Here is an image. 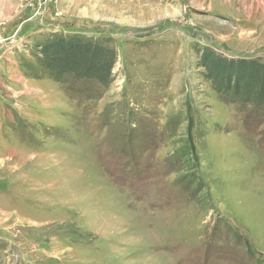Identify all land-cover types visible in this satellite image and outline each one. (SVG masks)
Returning a JSON list of instances; mask_svg holds the SVG:
<instances>
[{
	"label": "rangeland",
	"instance_id": "obj_1",
	"mask_svg": "<svg viewBox=\"0 0 264 264\" xmlns=\"http://www.w3.org/2000/svg\"><path fill=\"white\" fill-rule=\"evenodd\" d=\"M52 34L113 50L109 86L51 79ZM204 48L264 64V0H0V264H264V105Z\"/></svg>",
	"mask_w": 264,
	"mask_h": 264
},
{
	"label": "trees",
	"instance_id": "obj_2",
	"mask_svg": "<svg viewBox=\"0 0 264 264\" xmlns=\"http://www.w3.org/2000/svg\"><path fill=\"white\" fill-rule=\"evenodd\" d=\"M47 37L36 47L39 55L36 59L51 79L57 83L93 81L102 87L109 86L116 58L102 40L78 34ZM228 62L209 48L200 52L199 66L205 71V79L225 102L263 106L264 64L253 60ZM224 225L235 234L227 224Z\"/></svg>",
	"mask_w": 264,
	"mask_h": 264
},
{
	"label": "built area",
	"instance_id": "obj_3",
	"mask_svg": "<svg viewBox=\"0 0 264 264\" xmlns=\"http://www.w3.org/2000/svg\"><path fill=\"white\" fill-rule=\"evenodd\" d=\"M49 0H24V3L35 11L36 15L43 13L44 8Z\"/></svg>",
	"mask_w": 264,
	"mask_h": 264
}]
</instances>
